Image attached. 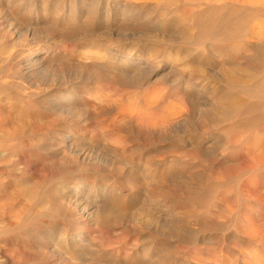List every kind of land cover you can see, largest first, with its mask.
Returning <instances> with one entry per match:
<instances>
[{"label": "rangeland", "instance_id": "obj_1", "mask_svg": "<svg viewBox=\"0 0 264 264\" xmlns=\"http://www.w3.org/2000/svg\"><path fill=\"white\" fill-rule=\"evenodd\" d=\"M128 1L0 0V264H264V0Z\"/></svg>", "mask_w": 264, "mask_h": 264}, {"label": "bare ground", "instance_id": "obj_2", "mask_svg": "<svg viewBox=\"0 0 264 264\" xmlns=\"http://www.w3.org/2000/svg\"><path fill=\"white\" fill-rule=\"evenodd\" d=\"M41 1V0H40ZM262 1V0H261ZM129 3L128 0H113V7H115V9H118V5H120L121 3ZM250 3H251V0H250ZM254 3V2H253ZM256 3V2H255ZM42 4V3H41ZM57 4V3H56ZM141 5V4H140ZM46 6V5H45ZM61 6V5H60ZM88 7V6H87ZM112 7V8H113ZM45 8V7H44ZM259 8V7H258ZM41 9V8H40ZM61 10V9H60ZM58 12V11H57ZM28 13V12H27ZM55 13V12H54ZM62 13V12H61ZM59 14V13H58ZM120 14V13H119ZM143 15V14H142ZM129 16V15H128ZM67 19V18H66ZM69 19V18H68ZM103 20V19H102ZM118 20V19H117ZM105 21H108V18L106 19L105 18ZM262 23V22H261ZM259 25V24H258ZM259 26H263V25H259ZM55 42V41H54ZM60 45V44H59ZM65 48V47H64ZM66 49V48H65ZM64 49V50H65ZM45 50L43 48H38V49H35V50H31L27 56H31V55H37V54H41L43 53ZM134 54V53H133ZM185 54V53H184ZM24 55V54H23ZM169 57V56H168ZM166 58V61L165 63L167 64L168 62H170V59L169 58ZM127 60H121V62H119V64H123L124 66L127 65ZM129 64V62H128ZM100 65V64H99ZM152 65V64H151ZM105 66V65H104ZM126 68V67H125ZM173 68V67H172ZM171 70V69H170ZM97 79V78H96ZM178 81V80H177ZM193 83V82H192ZM97 87V86H96ZM103 89V88H102ZM103 91V90H102ZM69 96V95H67ZM97 97V94L94 93V95H91L90 98H96ZM67 97H65L64 99H66ZM62 100V99H61ZM67 100V99H66ZM105 102V101H104ZM106 103V102H105ZM149 108V107H148ZM134 111V110H133ZM146 110H144L143 113H145ZM73 112V111H72ZM148 114L150 113L151 115H154L156 116L157 114H155V112L151 111V108L148 109ZM137 114V113H136ZM147 114V113H146ZM145 114V115H146ZM147 114V115H148ZM149 114V116H150ZM144 115V114H143ZM144 115V116H145ZM146 117H149L147 116ZM79 116V115H78ZM77 116V117H78ZM72 117V116H71ZM138 117H140L142 119V115H138ZM145 117V118H146ZM151 117V116H150ZM80 118V117H79ZM77 119V118H76ZM144 120V118H143ZM154 121V120H153ZM77 122V121H76ZM82 122V121H81ZM134 123V122H133ZM82 125V123H81ZM86 125V124H85ZM88 125V124H87ZM134 125V124H133ZM145 126V125H144ZM81 127V126H80ZM143 127V126H142ZM86 128V127H85ZM84 130H87L85 129ZM90 128V127H89ZM153 128V127H152ZM81 129V128H80ZM135 129V128H134ZM83 130V129H82ZM83 132V131H82ZM77 134H79V131L78 130H74V129H70L68 131H66L65 133V137H64V141L65 140H72ZM82 134V133H81ZM60 139V138H59ZM121 139V138H120ZM63 142V141H62ZM68 159V158H67ZM152 161V160H151ZM154 162V161H153ZM163 162V161H161ZM157 163V162H156ZM166 164V163H165ZM155 166V165H154ZM133 167V166H132ZM175 167V166H174ZM119 168V167H118ZM131 169V168H130ZM136 169V168H135ZM158 169V168H157ZM161 169V168H160ZM166 169V168H165ZM135 171V170H133ZM171 171V170H170ZM116 174V173H115ZM156 174V173H155ZM154 175V174H152ZM166 175V174H165ZM131 176V175H130ZM137 176V175H136ZM141 178V177H140ZM153 178V177H152ZM90 180V179H89ZM155 181V179H154ZM138 182V181H137ZM144 183V182H143ZM81 183H79L80 185ZM124 189L128 188L129 185H133V181L131 178H126L125 179V183H124ZM142 185V184H141ZM86 186L85 185H82V186H79L78 188V191L80 193L77 194V196H74L72 197L73 200L74 198H76V202L78 203H74L76 204L77 206H80V210L82 211L81 213V220L79 221V225L78 227L80 228L79 231H78V234L77 235L78 237L77 238H83L84 236L88 235L90 233L91 228H93V225L95 221H99V220H102L106 217H108L109 215H111L112 213L116 212L114 211L115 209V202L118 198V196H114L116 194H113V190L112 187H99L100 189H91L90 186L89 188H85ZM145 187V186H143ZM53 189V188H52ZM151 190V189H150ZM76 191V190H75ZM133 196V195H132ZM71 197V196H70ZM92 198V199H89V198ZM69 197L63 195H58L55 197L54 199V204L55 205H58L59 203H62V201L64 199H67L68 200ZM71 199V198H70ZM69 199V200H70ZM85 199V200H84ZM100 200L99 203L96 202L95 200ZM68 202V201H67ZM140 202V201H139ZM138 203V202H137ZM69 204V203H68ZM66 205V204H65ZM140 205V204H138ZM137 205V206H138ZM153 208V207H152ZM156 208H157V203H156ZM72 210V209H71ZM146 210V209H145ZM76 211V210H74ZM137 211V210H136ZM76 213V212H75ZM132 213V212H131ZM74 215V214H73ZM155 215V214H154ZM154 220V219H153ZM72 221V220H71ZM172 222V221H171ZM175 222V221H174ZM167 224V223H166ZM95 225V224H94ZM175 227V226H174ZM65 230V229H64ZM61 231V230H60ZM94 231V230H93ZM63 232V231H62ZM170 233V232H169ZM168 233V234H169ZM65 234V232H64ZM85 234V235H84ZM187 234V233H186ZM63 235V234H62ZM76 235V234H75ZM200 235V234H199ZM64 237V236H63ZM66 239V238H65ZM150 239V238H149ZM148 239V240H149ZM198 239V238H197ZM147 240V239H145ZM88 241V240H87ZM86 241V242H87ZM154 241V240H153ZM164 243V242H163ZM156 244V243H155ZM165 244V243H164ZM64 245V244H63ZM151 247V245H150ZM47 252V251H46ZM86 252V251H85ZM57 253V252H56ZM87 254V253H86ZM159 254V252H158ZM84 256V255H83ZM146 256V255H145ZM133 258V257H132ZM155 258V257H154ZM59 259V258H58ZM62 262V261H61ZM125 263V262H124ZM65 264V263H64ZM70 264V263H69Z\"/></svg>", "mask_w": 264, "mask_h": 264}]
</instances>
